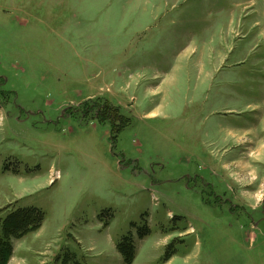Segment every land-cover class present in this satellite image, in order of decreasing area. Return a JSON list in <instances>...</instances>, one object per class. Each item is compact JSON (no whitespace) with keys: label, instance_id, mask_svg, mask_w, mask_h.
Returning a JSON list of instances; mask_svg holds the SVG:
<instances>
[{"label":"rangeland","instance_id":"1","mask_svg":"<svg viewBox=\"0 0 264 264\" xmlns=\"http://www.w3.org/2000/svg\"><path fill=\"white\" fill-rule=\"evenodd\" d=\"M263 125L264 0H0V262L264 264Z\"/></svg>","mask_w":264,"mask_h":264},{"label":"trees","instance_id":"2","mask_svg":"<svg viewBox=\"0 0 264 264\" xmlns=\"http://www.w3.org/2000/svg\"><path fill=\"white\" fill-rule=\"evenodd\" d=\"M28 232H32L33 231V227L30 229V230H27ZM9 253V252H8ZM8 258H9V255L7 254V256L5 257V255H4V257H3V259H2V261L0 262V264H6V261L8 260Z\"/></svg>","mask_w":264,"mask_h":264},{"label":"crops","instance_id":"3","mask_svg":"<svg viewBox=\"0 0 264 264\" xmlns=\"http://www.w3.org/2000/svg\"><path fill=\"white\" fill-rule=\"evenodd\" d=\"M255 123H256V124L260 123V120H259L258 118L255 119ZM263 129H264V125H263Z\"/></svg>","mask_w":264,"mask_h":264}]
</instances>
